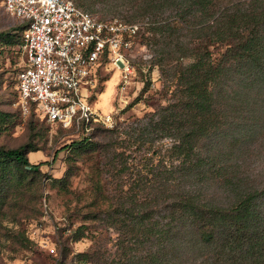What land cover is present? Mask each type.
<instances>
[{
  "label": "trees",
  "instance_id": "1",
  "mask_svg": "<svg viewBox=\"0 0 264 264\" xmlns=\"http://www.w3.org/2000/svg\"><path fill=\"white\" fill-rule=\"evenodd\" d=\"M119 1L135 7L132 18L148 17L168 96L136 124L111 128L113 141H98L118 187L104 215L94 217L115 225L118 248L111 252L101 242L81 252L82 261L264 264V174L248 157L257 147L251 137L264 135V111L257 112L264 101V0ZM19 28L23 34L24 25ZM215 46L222 49L219 57ZM219 135L221 143L202 150L205 140ZM239 144V154L247 156L229 160ZM143 147L138 160L127 152ZM39 149L32 141L0 146V213L19 182L4 180L5 171L40 172L28 155ZM96 190L102 193V186ZM75 235L85 234L79 229Z\"/></svg>",
  "mask_w": 264,
  "mask_h": 264
},
{
  "label": "rangeland",
  "instance_id": "2",
  "mask_svg": "<svg viewBox=\"0 0 264 264\" xmlns=\"http://www.w3.org/2000/svg\"><path fill=\"white\" fill-rule=\"evenodd\" d=\"M73 1L98 17H118L128 22L127 18H139L136 22L140 29L133 38L132 49L127 50L135 70L124 84L118 68L100 67L92 90L94 96L90 98L113 118L107 125L99 124L90 139L80 141L83 136L77 129L53 124L38 116L34 109L24 110L19 104L17 76L22 64V30L20 20L7 12L0 0V146L16 147L32 141L40 148L28 153L32 163H40V172L22 175L15 166L5 171L4 180L14 184L19 178V182L7 192L9 197L0 213V264H79L83 260L80 253L90 251L101 242L115 252L118 248L115 225L94 217L100 212V216L104 215L101 210L107 208L110 196L118 187V179L111 176L116 169L105 165L107 157L97 146L98 141H113L112 134L117 136L111 128L119 131L128 124H136L138 118L164 103L168 96L156 64L159 44L153 33L146 31L148 17L132 18L131 14L137 11L135 7L119 0ZM213 50L219 57L222 49L215 46ZM233 79L231 76L230 82ZM250 90L257 93L255 85ZM257 103V112H263L264 101L259 99ZM231 128L229 126L228 130ZM213 137L203 142L202 150L213 147L217 140L221 143L223 138L222 135ZM251 139L257 146L248 156L251 168L264 174V135L257 134ZM240 146L229 160L238 158ZM143 151L144 147L142 151L127 150L137 160L146 154ZM244 155L239 154V157ZM98 184L102 186V193L97 194ZM79 229L85 235L76 238Z\"/></svg>",
  "mask_w": 264,
  "mask_h": 264
},
{
  "label": "built area",
  "instance_id": "3",
  "mask_svg": "<svg viewBox=\"0 0 264 264\" xmlns=\"http://www.w3.org/2000/svg\"><path fill=\"white\" fill-rule=\"evenodd\" d=\"M24 25L19 104L53 124L92 136L112 114L95 106L92 90L102 65L118 68L123 82L135 68L127 54L140 29L136 21L96 16L73 0H3ZM79 264H92L81 261Z\"/></svg>",
  "mask_w": 264,
  "mask_h": 264
}]
</instances>
